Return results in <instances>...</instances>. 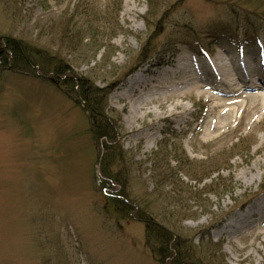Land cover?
I'll use <instances>...</instances> for the list:
<instances>
[{
  "label": "rangeland",
  "instance_id": "obj_1",
  "mask_svg": "<svg viewBox=\"0 0 264 264\" xmlns=\"http://www.w3.org/2000/svg\"><path fill=\"white\" fill-rule=\"evenodd\" d=\"M246 19L258 34L231 37L253 30ZM8 37L107 89L106 114L128 153L115 171L126 172L135 211L197 249L203 242L212 264H264V209L220 236L264 197V90L236 70L255 59L264 75V0H0V41ZM223 67L235 89L227 96L211 79ZM139 73L131 99L116 100ZM178 102L183 120L181 107L158 117ZM88 116L52 75L9 73L0 84V264H164L134 210L119 215L107 203Z\"/></svg>",
  "mask_w": 264,
  "mask_h": 264
},
{
  "label": "trees",
  "instance_id": "obj_2",
  "mask_svg": "<svg viewBox=\"0 0 264 264\" xmlns=\"http://www.w3.org/2000/svg\"><path fill=\"white\" fill-rule=\"evenodd\" d=\"M246 22L247 25L253 26V30L245 32L246 36L235 33L231 37L240 38L242 36L241 38L246 37L247 40L255 37L259 32L258 27L251 21L249 22V19H246ZM195 41L196 47L199 49L202 46V41L199 40V37L195 38ZM210 46H214V43ZM143 56H145L144 53ZM56 57L50 51L32 46L22 40L3 38L0 41V84L9 73L36 76V72H38L39 75L49 74L62 81L65 95L73 97L82 110L88 112L90 133L99 149L97 165L101 172V188L105 186L108 193L107 203L117 214L127 215L134 210L135 204L131 201L128 202L126 197L128 195L124 193L127 188L126 172H123L122 169L115 171V167L126 160L128 153L123 150V146L118 140V137L123 135L122 128L117 126L114 119L109 118L106 114L107 89L104 93V89H99L88 79L79 77L70 71L69 66L57 55ZM166 177L169 176L166 175ZM133 212L136 213L135 217L139 222L145 224L146 242L160 262L164 264L214 263L211 256L200 251V246L204 245L203 242L197 249L194 242L188 243L186 238L173 234L161 222L154 220L149 212L142 211L140 207H137Z\"/></svg>",
  "mask_w": 264,
  "mask_h": 264
},
{
  "label": "bare ground",
  "instance_id": "obj_3",
  "mask_svg": "<svg viewBox=\"0 0 264 264\" xmlns=\"http://www.w3.org/2000/svg\"><path fill=\"white\" fill-rule=\"evenodd\" d=\"M124 15L128 16L129 18H132L135 15V8L131 7L129 5V1L126 2L125 4V10H124ZM238 68L237 70V74H238V80L240 81L241 84L246 85V87L248 89H255V88H262L264 90V81H262V79L264 80V75H258L254 68L256 66H259V64H257V62L255 61V59H251V60H243L237 63L236 65ZM222 70L225 72V74H222V76L219 75V70H215L214 69V75L211 77L212 80L217 81L219 84V87L221 88L220 91H218L220 94L222 95H231L234 94L235 89L233 88V84H232V79L229 78V72L224 69V67L222 68ZM218 71V74H217ZM165 75V73H164ZM256 81V83H255ZM258 81L260 82V84H258ZM142 82H145V79L143 78L142 74H137L136 76L132 77L126 87L124 88V90H122L120 93H118L117 95H115V99L116 100H121V99H126V100H130L131 96L133 94V92H135L134 87L136 85H140ZM164 83V82H162ZM165 84V83H164ZM170 84H175L174 82H170ZM169 84V86H166V90L171 87ZM161 89H163L164 87H160ZM156 89V87H155ZM145 102H144V98H140L138 101L134 102L131 104L130 106V118L131 120L137 119L138 117H140L142 115V109L145 107ZM181 107L182 108V112L179 114L181 117V120H183V115L187 112L188 107L186 106V104L182 103V102H178L177 104L170 106L169 108H167L166 110H164L161 114H159V118L160 119H168L171 118L174 114H176V110ZM148 133V132H147ZM147 136V134H144V137ZM151 136V135H150ZM153 140H155V136H151ZM261 150V146L257 147L256 151H260ZM264 209V197L260 198L256 204H254L252 207H250L246 213L244 215H242L240 218H238L235 222L232 223H228L226 224L223 228L220 229V236L221 235H225V234H232L236 229L238 230L239 227H242V224L245 223L248 219H250L252 216L256 215V214H260ZM264 236L263 233H259L256 238L259 239L261 238V236ZM260 245H264V237L260 242Z\"/></svg>",
  "mask_w": 264,
  "mask_h": 264
}]
</instances>
